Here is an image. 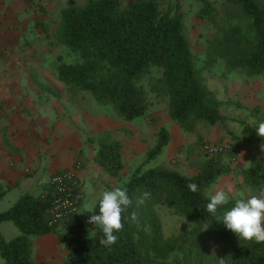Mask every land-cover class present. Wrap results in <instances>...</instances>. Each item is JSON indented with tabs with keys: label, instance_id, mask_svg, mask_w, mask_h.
I'll list each match as a JSON object with an SVG mask.
<instances>
[{
	"label": "trees",
	"instance_id": "16d2710c",
	"mask_svg": "<svg viewBox=\"0 0 264 264\" xmlns=\"http://www.w3.org/2000/svg\"><path fill=\"white\" fill-rule=\"evenodd\" d=\"M201 1L199 16L214 30L204 45V58L184 35L181 0H69L56 38L70 49L68 60L61 55L57 59L59 81L92 93L101 106L113 105L126 121L147 114L152 105L148 92L156 101H166L170 119L184 131L192 132L199 120L210 125L225 121L222 112L229 104L208 87L206 73H214L223 61L250 76L264 74V0ZM255 130L245 126L243 136L251 138ZM169 142V132L161 128L156 146L124 180L122 143L94 141L96 163L119 180L132 203L121 213L123 227L111 246L100 243L103 232L80 214L66 220L62 264H264V242L239 239L206 210V191L235 172L234 161L228 155H204L188 174L152 165ZM241 173L256 194L264 186V159L254 156ZM190 182L197 184L196 192L188 189ZM145 192L150 196L140 203ZM5 193L0 186V200ZM50 203V196L25 194L8 212H0V223L12 221L22 232L10 241L0 233L3 264H37L32 238L54 231ZM98 210L99 200L93 211ZM166 210L181 222L180 228H167Z\"/></svg>",
	"mask_w": 264,
	"mask_h": 264
},
{
	"label": "crops",
	"instance_id": "0c3cea01",
	"mask_svg": "<svg viewBox=\"0 0 264 264\" xmlns=\"http://www.w3.org/2000/svg\"><path fill=\"white\" fill-rule=\"evenodd\" d=\"M68 1L0 0V186L6 192L4 198L12 192H16L18 199L25 194L42 197L49 190L52 175L79 167L84 208L89 195L86 184H93L100 177L94 141L106 136V131L117 132L118 124L107 120L101 109H93L84 92L81 94L44 74L58 67L54 61L48 64L46 55L54 53L53 60L54 55L58 59L60 47L64 45L56 39L47 42L49 30L43 24L55 18L60 23L61 11ZM58 28H55L57 33ZM19 48L22 50L18 51ZM57 86L62 88L57 89ZM137 120L135 123L140 126L126 133L132 147L124 156L128 167L142 163L146 152L156 144L160 129H167V125L162 124L153 129L145 126L141 118ZM168 127L171 139L162 153L169 160L179 156L182 162L180 157L187 139L178 124L170 122ZM125 146L124 143L123 152ZM185 151L192 157L177 165L182 173L187 172L184 167L189 171L193 169L191 165L198 167L203 158L199 151ZM238 157L235 172L221 177L211 187L213 194L224 190L230 200L242 198L246 186L241 170L250 166L253 156L245 148ZM94 197L95 207L101 195ZM37 252L34 251V257Z\"/></svg>",
	"mask_w": 264,
	"mask_h": 264
},
{
	"label": "rangeland",
	"instance_id": "374dc122",
	"mask_svg": "<svg viewBox=\"0 0 264 264\" xmlns=\"http://www.w3.org/2000/svg\"><path fill=\"white\" fill-rule=\"evenodd\" d=\"M81 3H85L87 0H78ZM215 1V0H213ZM183 9L186 12L184 18V35L188 39L189 43L198 51L202 52V58H204L207 53L204 49V45L208 38H211L214 35V30L211 28L207 20H203L199 16L200 9L202 7L201 0H181ZM66 7V6H65ZM60 23L57 22L56 18L50 22H45L43 24L44 28H48V37L46 38L47 42H54L58 37L57 31L55 28H58ZM41 27V24H40ZM22 49H18L21 51ZM59 50V49H57ZM49 53L46 55L48 58L47 63L50 64L54 61L58 65L56 56ZM60 55L64 59L70 58V49L67 46L60 47ZM59 55V56H60ZM41 57V55H40ZM206 57V56H205ZM215 72H207V85L213 90L216 94V97L229 105H226L223 109L222 114L227 117L223 122H220L216 125H210L204 120H199L194 125L192 132L184 131V137L187 139L188 144L184 147L185 150L199 151V156L207 155L204 149L205 144L207 143H220L228 142L234 146V148L239 153L242 149H247L248 153L251 155L259 156L264 159V151H262L261 145H264V138L259 137L256 133L251 138L244 137V128L249 126L251 128L257 127L259 121L264 120V74L258 75H248L246 71L236 68H230L225 62L220 61L215 66ZM47 77L52 80L58 79V70L52 72H44ZM60 84V83H58ZM57 85V84H56ZM61 86H57V89H61ZM149 89V88H148ZM147 89V90H148ZM77 91L79 89H76ZM84 91L79 93L83 94ZM88 98V104L92 105L93 109H101L102 113L106 116L107 120L111 123L118 124V131H106L103 138L95 140L98 142L100 140H118L122 143H125V152H123V157L127 155L131 150V146L127 142L126 133H129L130 129L133 127H139L140 125L135 123L136 121H126L122 116L117 112L113 105H99L95 97L90 92H84ZM149 100L152 101L147 114L141 118L144 121L145 126H150L154 129L158 124L167 125V131L170 134L171 129L170 122H173L168 115V107L166 101H156L155 95L148 92ZM255 108H259L258 112H255ZM146 119H149L146 121ZM139 120V121H141ZM164 128V127H162ZM166 128V127H165ZM170 130V131H169ZM171 137V135H170ZM171 139V138H170ZM158 141V137H157ZM157 141L155 142L157 144ZM156 144L149 150L153 149ZM129 145V146H128ZM124 149V147H123ZM148 150V152H149ZM184 150V154L181 155L182 162H188L192 155L187 156V151ZM165 151V150H164ZM146 152V155L147 153ZM238 155V154H237ZM250 155V154H249ZM188 157V159L186 158ZM146 158V156H145ZM179 156L169 160L166 158L164 153H161L152 161V165L158 164L166 166L170 169L177 170V165L182 162L179 161ZM197 159V157H195ZM239 161V157H238ZM197 165H191V168H196ZM236 166V164H234ZM100 167V177L93 184H86V190L89 194L86 200V205L81 209L80 215L84 218H88L93 214L90 212H85L87 209L94 210L95 197L94 195H101L105 190H111L113 188L120 187L119 180L115 177H111L107 174L101 166ZM136 167V166H135ZM133 167L125 166L122 171V179L127 180L130 175V170ZM188 170L184 167L186 174L194 172ZM243 169V168H241ZM243 177V174H242ZM243 183L244 177H243ZM246 186V184H245ZM246 191L242 193V198L254 195L255 193L245 187ZM84 190V189H83ZM206 194L210 197L213 194L212 188L210 187ZM18 201L16 197V192H12L10 195L0 200V212H8L12 206ZM167 228H180L181 222L175 218L171 211L166 210L162 212ZM66 222L62 223L59 227L55 228L54 231L43 237L32 238L34 251H38L35 254L36 260L39 261V264H62L66 254L67 247L65 241L68 234V229L66 228ZM0 233L3 235L6 241H10L22 234L20 229L12 221H4L0 223ZM0 264H3V259L0 254Z\"/></svg>",
	"mask_w": 264,
	"mask_h": 264
},
{
	"label": "clouds",
	"instance_id": "9594fccd",
	"mask_svg": "<svg viewBox=\"0 0 264 264\" xmlns=\"http://www.w3.org/2000/svg\"><path fill=\"white\" fill-rule=\"evenodd\" d=\"M255 133L264 138V120L258 122ZM261 149L264 151V145H261ZM187 187L193 192L198 190L195 182H190ZM148 196H150L149 192L143 193L139 202L143 203V199ZM229 201L230 196L226 191L217 190L210 195L206 210L212 214L213 219L221 222L227 230L232 231L239 239L254 240L258 243L264 242V186H261L254 195L236 199L230 208L223 210V206L229 204ZM131 203L127 189L117 187L101 193L98 212L91 209L85 211L94 212L88 217L87 223L94 224L103 232V238L100 240L102 245L111 246L116 242V233L123 227L121 213ZM218 209L223 210V212L219 218H215ZM131 218L136 219L135 212L131 213ZM210 226L211 223L206 229Z\"/></svg>",
	"mask_w": 264,
	"mask_h": 264
},
{
	"label": "built area",
	"instance_id": "2783aa9c",
	"mask_svg": "<svg viewBox=\"0 0 264 264\" xmlns=\"http://www.w3.org/2000/svg\"><path fill=\"white\" fill-rule=\"evenodd\" d=\"M208 156L228 155L234 164H238V152L228 142L207 143L204 146ZM79 167L55 173L48 181V192L42 197L50 196L49 226L57 228L69 218L80 214L85 201V194L78 177ZM88 218H85L87 223Z\"/></svg>",
	"mask_w": 264,
	"mask_h": 264
}]
</instances>
